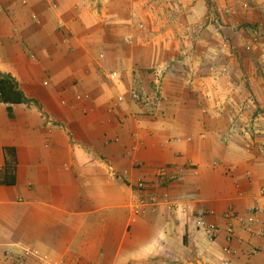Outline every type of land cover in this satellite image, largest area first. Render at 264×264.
<instances>
[{"label": "crops", "instance_id": "1", "mask_svg": "<svg viewBox=\"0 0 264 264\" xmlns=\"http://www.w3.org/2000/svg\"><path fill=\"white\" fill-rule=\"evenodd\" d=\"M195 1L174 4L182 24ZM215 2L221 34L186 43L159 5L0 0V77L30 101L0 102V264H264V240L233 220L227 243L222 219L264 224V36L239 28L264 27V0ZM161 167L180 210L135 214Z\"/></svg>", "mask_w": 264, "mask_h": 264}, {"label": "built area", "instance_id": "2", "mask_svg": "<svg viewBox=\"0 0 264 264\" xmlns=\"http://www.w3.org/2000/svg\"><path fill=\"white\" fill-rule=\"evenodd\" d=\"M117 79H118L117 73L113 72L109 74V80H117ZM139 100H140L139 95L136 92L131 91L130 101L132 103H138ZM174 180H175V176L170 174L165 167H161L155 173V183L152 187L153 190L152 192L149 191V193H146V190H149V188H147V186L142 181H138L134 187L138 192H141L142 194L145 193V195L141 196L136 201V204L133 208V212L135 214H140L143 213L146 209L149 208L151 209L159 205L165 206L167 210L172 212L179 209L177 204L169 201L166 192H163L160 197L155 192L156 189L164 190ZM261 194H263V192H261ZM261 212L262 211L260 209L255 208L253 212H251L245 219H240L238 215L234 214L233 212L224 213L222 215V219L228 222V224L224 228V232L226 235L225 237L226 242L227 243L231 242L233 238V227L231 225V221L233 220L239 221L241 225V229L251 237L258 240H264V224H260L257 218V215L260 214ZM204 216H205L204 213L197 214L196 227L197 229L203 231L204 235L206 236L209 242H214L221 230L219 227L215 225L206 226L203 221ZM228 251H229L228 247L223 249V252L225 253H227ZM28 256H29V251H24L22 254L14 256L12 264H24L25 258ZM224 264H229V263L224 262Z\"/></svg>", "mask_w": 264, "mask_h": 264}, {"label": "rangeland", "instance_id": "3", "mask_svg": "<svg viewBox=\"0 0 264 264\" xmlns=\"http://www.w3.org/2000/svg\"><path fill=\"white\" fill-rule=\"evenodd\" d=\"M129 1H132L134 2V4L137 5L138 8L136 12H140V8H141L140 5L145 6V7L148 6L149 7L148 10L150 12L152 11L157 12L156 7H158L159 5L160 11L157 12L158 13L157 15H160L159 14L160 12L162 13L160 17L162 16L161 18L163 19L162 21L164 23V27L160 29L163 34L168 35L169 37H174L175 40H179V41L181 40L186 43H188V40L193 41L194 39L199 41L202 38H204L206 35H208V33H206V30L210 26H212L213 27L212 29L215 30V32L213 30V33L218 34V35L221 34L220 28L222 26L224 27V24L220 23V16H221L220 13L214 12V10L212 12V9L214 7L213 5H215L216 3L215 0H200L201 4L204 5L203 7L204 9L199 7L196 10V14H195L196 22L191 23V24H182L180 20H182L183 14L185 13L180 11L174 5V4L176 5L187 4L189 3V0H129ZM197 1L198 0H196L195 2ZM230 1H232V4L234 5L233 7H236V5L240 3L242 0H230ZM160 5H164V8L163 7L160 8ZM142 9L143 8H141V10ZM211 18H213V20H211ZM247 27L249 26L246 24L239 26V28H242L245 33H251L252 35H255L256 37L264 36V27L263 28L259 27L258 30L254 28L253 29L254 31H252V29L247 28ZM239 28H237L236 31ZM182 45H183V49L187 51L188 45L185 43H182Z\"/></svg>", "mask_w": 264, "mask_h": 264}, {"label": "trees", "instance_id": "4", "mask_svg": "<svg viewBox=\"0 0 264 264\" xmlns=\"http://www.w3.org/2000/svg\"><path fill=\"white\" fill-rule=\"evenodd\" d=\"M252 29L255 28L256 30L259 27H248ZM258 28V29H257ZM11 101H18V102H25L28 103L27 99L17 90L16 85L14 84L13 80L9 77H0V102L9 103Z\"/></svg>", "mask_w": 264, "mask_h": 264}]
</instances>
